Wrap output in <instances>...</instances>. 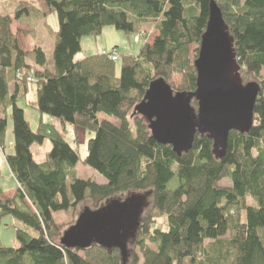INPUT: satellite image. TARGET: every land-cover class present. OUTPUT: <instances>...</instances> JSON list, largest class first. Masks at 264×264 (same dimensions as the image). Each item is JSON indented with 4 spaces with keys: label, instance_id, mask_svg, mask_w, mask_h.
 I'll return each mask as SVG.
<instances>
[{
    "label": "trees",
    "instance_id": "16d2710c",
    "mask_svg": "<svg viewBox=\"0 0 264 264\" xmlns=\"http://www.w3.org/2000/svg\"><path fill=\"white\" fill-rule=\"evenodd\" d=\"M215 1L235 39L243 82L255 80L262 87L253 128L248 134L230 133L223 159L214 154L213 141L199 134L193 149L177 156L153 139L148 122L135 112L158 79L170 84L180 74L178 88L170 84L175 92L196 91L194 62L210 0L5 1L0 154L18 189L6 198L0 184V230L10 218L19 247L0 246V264H264V0ZM50 11L58 20L52 69L42 47L25 51L12 31L14 23L38 24ZM107 27L127 35L151 27L157 35L137 56L112 61L111 52L75 61L82 40L101 36ZM193 46L198 50L192 59ZM33 90L28 108L87 133L86 157L43 120L32 131L19 102ZM192 105L198 108L196 101ZM45 141L51 151L38 163L31 149ZM80 163L104 182L80 179ZM223 181L230 185L222 186ZM134 194H148L149 207L131 242L133 252L123 257L117 248L93 244L79 250L62 242L81 214ZM86 202L91 209L78 215ZM57 213L71 223L58 222Z\"/></svg>",
    "mask_w": 264,
    "mask_h": 264
},
{
    "label": "water",
    "instance_id": "95a60500",
    "mask_svg": "<svg viewBox=\"0 0 264 264\" xmlns=\"http://www.w3.org/2000/svg\"><path fill=\"white\" fill-rule=\"evenodd\" d=\"M234 44L221 9L210 0L207 29L194 62L196 91L175 92L164 79H158L135 107V112L148 122L153 139L172 147L179 157L193 149L199 134L213 141L214 154L223 159L230 133L248 134L254 126L255 105L262 87L257 82H243ZM148 199V194H134L125 201H111L96 212L83 213L62 242L79 250L93 244L117 248L125 257L127 244L135 240L149 207Z\"/></svg>",
    "mask_w": 264,
    "mask_h": 264
},
{
    "label": "rangeland",
    "instance_id": "374dc122",
    "mask_svg": "<svg viewBox=\"0 0 264 264\" xmlns=\"http://www.w3.org/2000/svg\"><path fill=\"white\" fill-rule=\"evenodd\" d=\"M21 1L25 2L30 0H21ZM10 11H12V7ZM57 30H58V20L54 11L48 12L45 20L38 24L32 22L21 23V24L14 23L12 26L13 33L17 35L20 41V45L25 51L29 52L35 48L32 41H34V43L37 42V44L39 43L42 46V48L44 46L43 49L45 50L46 55L48 57V65L50 69H52L53 67V34L57 32ZM156 34L157 32L151 27H147V29L146 28L142 29L141 34H136V35L135 34L127 35L123 32L117 31L113 27H107L104 29L101 36L97 38H85L82 40L81 43L82 51L76 57L75 61H80L82 59L89 58L92 56L102 55L104 53H111L113 52L114 48L117 49L121 57L137 56L140 52V49L145 43L148 42L151 44L153 43ZM136 37L140 38L139 44L135 43ZM196 50H198V47L193 46L191 49L192 59L195 55ZM120 68H121V61L117 63L118 71H120ZM181 80H182V76L180 74H175L170 84L174 86V89H177L178 86L181 84ZM250 82H255V80H251L247 83ZM34 99H35V92L33 90L30 92V94L26 99H23L19 102V107L25 111V118L30 124L32 131L36 132L40 121L44 120V122H48L49 119H47L45 116L42 119V116L38 112L27 107V105H29L30 102L34 101ZM194 108L197 109L196 107ZM100 117L101 119L107 118L106 116H102V115H100ZM53 122L54 121H52L51 119L50 123L49 122L48 123L52 125ZM68 127H69L68 131H74L72 127H70L69 125ZM68 131L67 129L64 128L62 129V133L59 131L62 135L58 132L57 133L61 137L69 140L72 143H75V147L79 149L81 156L83 158L86 157L88 135L84 140L83 133H80L79 136H77L76 134L74 135L70 134ZM12 140H13V135H12V123H11L9 126V130L7 134V142H6V144L9 147L11 146L8 143L12 142ZM31 150L33 153L34 160L38 163H43L46 161L47 153L51 151V144L49 141H45L42 145L39 144L33 145ZM10 151L11 150L7 148L6 152L10 153ZM2 158H3L2 154H0V164L2 166L0 184L4 191V195L6 192L5 197L6 196L13 197L16 196L17 194L18 185L14 179H13L14 181L12 180L13 177L10 179L9 172L7 168L4 166ZM77 175L79 176L80 179L83 180H94L101 184L104 182L102 177L97 172H95L93 169L89 167L82 165L81 163L77 167ZM229 185L230 184L227 181L222 182V186H229ZM129 196L130 195L126 197L128 198ZM111 201H120V199L117 197L110 200L109 202ZM249 204L254 205V202L250 200ZM88 208L91 209L90 202H86L85 204H83L79 208V212L77 214L79 215L81 211H84L85 209ZM78 215L75 216L74 220L77 219ZM55 218L58 222H61L66 225L71 223V220L68 217H66L63 213H57ZM12 224L13 222L10 218H5L3 220L0 230V246L8 247V248L19 247V243L16 238V232L14 229H12ZM127 250L129 252H133L134 246L131 242L127 244Z\"/></svg>",
    "mask_w": 264,
    "mask_h": 264
},
{
    "label": "crops",
    "instance_id": "0c3cea01",
    "mask_svg": "<svg viewBox=\"0 0 264 264\" xmlns=\"http://www.w3.org/2000/svg\"><path fill=\"white\" fill-rule=\"evenodd\" d=\"M5 1L6 0H0V16H4V15H6V14H8L7 13V11H6V9H5V7H4V3H5ZM31 1V0H30ZM10 2L7 4L8 6H9V8H10ZM12 11H10V9H9V13H11ZM12 16V15H11ZM157 35V34H156ZM156 37V36H155ZM33 42V45H34V47H36V46H40V47H42L39 43L37 44V42H35L34 43V41H32ZM149 43V42H148ZM149 44H151V43H149ZM43 48H44V46H43ZM105 52V51H104ZM83 60V59H82ZM81 61V60H80ZM47 119H49L48 120V122L50 123V118H48V117H46ZM43 119V118H42ZM44 121V120H43ZM52 121H54L53 122V124H52V126L54 127V129L58 132V133H62V129H67V131H68V129H69V127L68 126H63V124L59 121V120H56V119H52ZM47 122V123H48ZM60 127V128H59ZM71 127V126H70ZM72 129L74 130V131H68L70 134H72V135H74V134H76L77 136H79V134L80 133H83V135H84V140L86 139V137H87V134H86V132L85 131H83V130H75L73 127H72ZM60 131V132H59ZM60 133V134H61ZM62 135V134H61ZM65 139V138H64ZM67 140V139H66ZM69 141V140H68ZM2 160H3V163H4V166L7 168V170H8V172H9V176H10V179L12 178V175H11V173H10V170H9V168H8V166H7V163H6V161H5V158H4V156L2 155ZM78 167V166H77ZM0 169H1V171H2V166H1V164H0ZM2 173V172H1ZM12 180H13V178H12ZM14 181V180H13ZM104 181V180H103ZM15 185V184H14ZM11 189V188H10ZM9 189V190H10ZM5 195H6V192H5ZM8 195V194H7ZM6 197H8V198H13V197H10V196H6Z\"/></svg>",
    "mask_w": 264,
    "mask_h": 264
},
{
    "label": "built area",
    "instance_id": "2783aa9c",
    "mask_svg": "<svg viewBox=\"0 0 264 264\" xmlns=\"http://www.w3.org/2000/svg\"><path fill=\"white\" fill-rule=\"evenodd\" d=\"M141 34V33H140ZM143 35H145V34H143ZM135 43L136 44H139L140 43V38L139 37H136L135 38ZM119 58H120V55H119V53H118V51H113V53H112V56H111V60L112 61H118L119 60Z\"/></svg>",
    "mask_w": 264,
    "mask_h": 264
}]
</instances>
